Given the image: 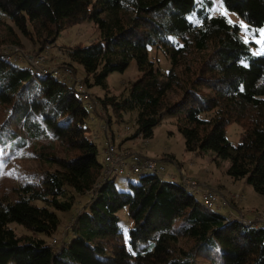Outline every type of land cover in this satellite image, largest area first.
<instances>
[{
    "label": "trees",
    "instance_id": "16d2710c",
    "mask_svg": "<svg viewBox=\"0 0 264 264\" xmlns=\"http://www.w3.org/2000/svg\"><path fill=\"white\" fill-rule=\"evenodd\" d=\"M222 2L264 31V0ZM85 21L94 23L99 41L60 48L65 59L58 66L72 76L81 67L85 90L104 91L87 105L107 126L135 112L128 139H149L163 116H176L186 152L228 161L231 179L264 195V54L253 56L225 17H209L195 0H0V264H264V226L207 210L188 190L190 178L144 175L129 193L118 191L85 135L89 114L74 84L39 75L6 51L22 48L24 38L45 59L41 53L61 32ZM149 47L167 57V72L149 59ZM47 60L43 69H55ZM132 60L138 79L112 95L108 76ZM232 124L242 130L234 152L226 137ZM83 197L87 203L57 242V213ZM123 209L131 222L127 236L118 226Z\"/></svg>",
    "mask_w": 264,
    "mask_h": 264
},
{
    "label": "rangeland",
    "instance_id": "374dc122",
    "mask_svg": "<svg viewBox=\"0 0 264 264\" xmlns=\"http://www.w3.org/2000/svg\"><path fill=\"white\" fill-rule=\"evenodd\" d=\"M199 3V7L204 8V12L209 17L223 16L231 24L238 28V34L242 41L249 47L250 52L253 56H260L264 54V31L262 29H255L250 27L243 19H241L236 13L229 11L223 4L222 0H195ZM204 1L209 3L204 4ZM188 20L192 23L200 24L201 20L188 16ZM99 41V31L94 23L85 21L81 24L75 25L63 32L58 36L55 44L51 45L48 53L42 52L43 56H46L44 60L47 63L50 60H54V66L59 68L58 64L64 60V54L60 51L62 47H70L74 44L81 43L83 46H88L93 42ZM22 48L18 46H9L6 51H13L17 54V59L26 61L30 58H38L35 56L34 46L26 39L21 38ZM148 57L154 62L156 67L165 73L169 70L170 64L167 57L164 56L161 50L154 47L148 48ZM17 66L23 67L26 64L23 62H16ZM77 74H73V78L76 82L80 83L84 77V72L81 67L76 66ZM139 72L134 60L131 61L126 70L122 73H112L107 78L108 90L112 95H120L129 87V84L137 80ZM68 87H72L73 83H68L65 80ZM92 97L102 98L104 91L99 87H92L87 91ZM81 98V97H80ZM84 107L86 108L89 119L87 121V127L89 131L86 132V137L93 142L97 147V161L104 166V142L105 135L110 138L113 135L115 144L118 149L123 152H134L138 153L146 158L152 159L163 168L162 178L163 180L169 179L180 181L181 177L183 180L190 178L192 182L196 181L200 185L206 186L212 189L216 194L219 195L224 201H227L226 206L215 207L214 211L221 214L228 219L242 222L245 226H249L251 223L256 226H264V195L257 194L251 185H248L244 180H233L227 174L229 168L228 161H220L215 158L213 153L205 152L202 154H194L185 151L184 138L179 133L177 128V117L176 116H163L161 123L154 129L153 135L149 139H143L137 137L134 140H129L128 137L133 133L135 129V117L136 113H128L123 116L122 122H116L112 119L109 126L106 125V119H103V114L99 115L89 109L87 101L81 99ZM130 131H125L126 128ZM105 130L107 134H105ZM241 129L235 125H230L226 130V137L230 141L231 149L234 152ZM127 139V140H126ZM171 155L175 158L179 167H176L174 163L169 161H163L165 156ZM167 157V156H166ZM183 168V172L181 171ZM180 172V174H179ZM144 174L132 175L129 177L124 176H111L114 178V184L118 191L129 193L130 184L136 185L139 179ZM167 181V180H166ZM191 182V183H192ZM189 190V189H188ZM239 196V199L234 200V197ZM195 198L200 201L198 196ZM239 200V201H237ZM236 207V210L229 208V202ZM237 201V202H236ZM87 203V200L83 198L77 199V203L73 206L72 210L67 213L58 212L57 215L60 219L59 235L54 236L57 242L62 240L64 233L63 231L68 229L72 224V216L76 210L80 212V208ZM230 209V210H229ZM118 226L124 236L128 235V231L131 228V222L127 218V211L123 209L117 213ZM258 224V225H257ZM260 224V225H259ZM10 228L16 233L21 234L23 230L16 224H10ZM73 237L72 233H68L65 241L70 242ZM50 241V240H49ZM51 242V241H50ZM54 242H52V245ZM202 264V263H201ZM206 264V263H204Z\"/></svg>",
    "mask_w": 264,
    "mask_h": 264
},
{
    "label": "built area",
    "instance_id": "2783aa9c",
    "mask_svg": "<svg viewBox=\"0 0 264 264\" xmlns=\"http://www.w3.org/2000/svg\"><path fill=\"white\" fill-rule=\"evenodd\" d=\"M43 57L38 58H30L26 60L31 67L35 70L36 73L39 75L43 74H53L57 76V78L62 79L63 81L67 80L68 82H73L77 92L79 93L81 99L85 101L91 102V97L82 86L81 83H77L76 79L73 78L71 75V71L67 68H55L50 71H45L41 66L43 61ZM91 105H96L91 102ZM89 109L91 106H88ZM128 130V128L126 129ZM105 134L107 131L105 130ZM104 175L105 178L110 176H132V175H156L162 177L163 168H161L156 161L146 158L138 153L134 152H123L120 151L115 145L114 142L109 138L108 135H105V142H104ZM186 184L190 187V191L194 194H199L203 206L207 210H212L214 207L218 206H226L227 201H224L218 194H216L212 189H209L203 185H199L198 183L186 181ZM239 199V196H235L234 200ZM240 200V199H239ZM237 200V201H239ZM236 201V202H237ZM228 204V203H227ZM230 220H233L230 218ZM245 222L242 219L241 223ZM243 224V223H242ZM244 225V224H243ZM55 243V242H54Z\"/></svg>",
    "mask_w": 264,
    "mask_h": 264
},
{
    "label": "crops",
    "instance_id": "0c3cea01",
    "mask_svg": "<svg viewBox=\"0 0 264 264\" xmlns=\"http://www.w3.org/2000/svg\"><path fill=\"white\" fill-rule=\"evenodd\" d=\"M64 59H65V56H64ZM54 64V60H50L49 62H48V65H53ZM181 171L183 172V168H181Z\"/></svg>",
    "mask_w": 264,
    "mask_h": 264
}]
</instances>
